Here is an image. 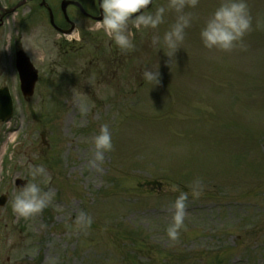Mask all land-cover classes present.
I'll use <instances>...</instances> for the list:
<instances>
[{
  "label": "rangeland",
  "instance_id": "374dc122",
  "mask_svg": "<svg viewBox=\"0 0 264 264\" xmlns=\"http://www.w3.org/2000/svg\"><path fill=\"white\" fill-rule=\"evenodd\" d=\"M218 2L190 9L199 19L170 64L149 46L153 32H137V49L122 54L74 8L67 43L32 0L3 17L0 46L12 43L0 49V86L9 87L14 112L0 122V264H264V0H248L252 30L227 52L204 48L199 36ZM59 3L50 0L55 13ZM18 48L39 72L29 98L9 68ZM155 60L161 77L152 87L142 70ZM104 123L114 147L94 166L92 140ZM32 164L47 167L51 179L42 186L56 197L25 219L12 209L14 182L24 184ZM197 178L203 190L194 199L189 185ZM173 183L189 192L178 240L163 234L179 194L167 190ZM80 211L93 217L86 233L74 229ZM136 226L140 234L127 238L123 231ZM158 237L161 247H141Z\"/></svg>",
  "mask_w": 264,
  "mask_h": 264
},
{
  "label": "clouds",
  "instance_id": "9594fccd",
  "mask_svg": "<svg viewBox=\"0 0 264 264\" xmlns=\"http://www.w3.org/2000/svg\"><path fill=\"white\" fill-rule=\"evenodd\" d=\"M96 2L102 18L90 30L102 31L122 54L137 49V32L149 30L154 33L150 38L149 46L156 53L158 50H163L169 58L165 61L167 64H170L177 51L183 48L188 29L199 19L190 9L197 8L200 0H163L162 3L158 0H96ZM170 14L173 16L171 22L168 21ZM165 24L167 27L161 35L160 28ZM251 30L252 16L248 0H219L217 6L203 19L199 36L204 48L227 52L237 46H243L244 37ZM21 42L25 49L32 48L31 43L25 41L24 35L21 37ZM11 43L12 41L5 43L0 49L10 46ZM142 77L152 87L159 84L161 77L159 61L145 64ZM80 110L87 112L90 107L82 101ZM92 143L94 157L90 164L98 166L105 160V154L114 147L109 124L104 123L100 126ZM12 158L13 155L10 154L9 159ZM39 178H43V181L41 182ZM21 179L26 182L15 190L12 209L19 217L25 219L35 217L49 207L56 197L54 190L42 186V184L47 185L51 177L44 164H32L27 176ZM189 187L192 198H198L202 194L199 178ZM167 190L179 193L171 202L173 212L171 222L166 229L171 240H178L181 229L185 226L189 192L180 190V186L175 183ZM92 223L93 217L87 212L80 211L75 218L74 229L86 233ZM51 264H56V261L53 260Z\"/></svg>",
  "mask_w": 264,
  "mask_h": 264
},
{
  "label": "water",
  "instance_id": "95a60500",
  "mask_svg": "<svg viewBox=\"0 0 264 264\" xmlns=\"http://www.w3.org/2000/svg\"><path fill=\"white\" fill-rule=\"evenodd\" d=\"M69 2L70 1H67V0H65L64 2H62V8L65 9L66 4H68ZM50 21H51V23H53V21H52V15L51 14H50ZM69 31L70 30H68V32ZM20 65H25V62H24L23 58L20 59ZM29 67L30 66H26L25 65V69H28ZM29 71L30 70L28 69L26 71V74ZM26 78H27V76L23 77V80L24 79L26 80ZM34 80L32 82H30L29 79L26 80V81H24V85L22 84V87H21L24 95H30L32 93ZM10 105H11V103H10L9 96L6 93V89H2L0 91V117L1 118H4V116H7L9 114ZM17 184L21 185L22 182L20 180H17ZM3 202H4V198L1 197L0 198V204H3Z\"/></svg>",
  "mask_w": 264,
  "mask_h": 264
},
{
  "label": "flooded vegetation",
  "instance_id": "af4514ba",
  "mask_svg": "<svg viewBox=\"0 0 264 264\" xmlns=\"http://www.w3.org/2000/svg\"><path fill=\"white\" fill-rule=\"evenodd\" d=\"M33 2H35V3H37V4H39L40 5V3H39V1L41 2V0H32ZM81 1V3H82V5H84V6H95V3L97 4V2L95 1V0H80ZM75 9L80 13V14H82L81 13V11L79 10V9H77V7H75ZM87 11V10H86ZM54 13V12H53ZM58 14H60V15H58ZM86 14V15H85ZM83 16L85 17V18H88V14H87V12L85 13ZM92 14V13H91ZM90 15V14H89ZM92 16V15H91ZM60 18V20H59V18ZM58 18V19H57ZM54 19L56 20L55 22H56V25H57V27H59V28H67L68 26H69V24L66 22L65 23V25H67V27H64V24H63V22H65V19H64V16H63V14H62V12L60 11V13L58 12V13H54ZM90 19V18H89ZM75 24V27L77 26L76 25V22L74 23Z\"/></svg>",
  "mask_w": 264,
  "mask_h": 264
},
{
  "label": "trees",
  "instance_id": "16d2710c",
  "mask_svg": "<svg viewBox=\"0 0 264 264\" xmlns=\"http://www.w3.org/2000/svg\"><path fill=\"white\" fill-rule=\"evenodd\" d=\"M114 186H116V185L114 184ZM126 229H127V230H124L125 232L123 231V233L127 234V238H131L132 235H133V234H137V232H138V234H140V230H138L139 228H137V227H136V229H134V230H137V231H135V232H133V231H132L131 229H129V228H126ZM130 230H131L132 232H131ZM163 231H164L163 234H164L165 232H167L166 229H164ZM128 235H129V236H128ZM134 243H135V241L132 242V244H134ZM140 245H141V247H143L145 250L152 252V250L157 249L156 247H157L158 244H155V245H156V246H155L154 244H148V245H147V244L140 243ZM140 249H141V248H140V246H139L138 249H137V251H134L135 254H137V256L140 255ZM147 261H149V259H148Z\"/></svg>",
  "mask_w": 264,
  "mask_h": 264
}]
</instances>
